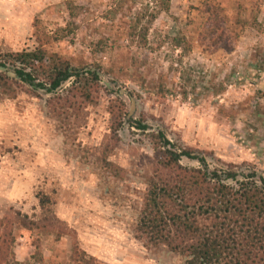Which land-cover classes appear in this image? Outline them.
I'll return each instance as SVG.
<instances>
[{
	"label": "rangeland",
	"instance_id": "1",
	"mask_svg": "<svg viewBox=\"0 0 264 264\" xmlns=\"http://www.w3.org/2000/svg\"><path fill=\"white\" fill-rule=\"evenodd\" d=\"M5 1L11 6L0 14V62L42 44L78 72L101 67L93 102L77 96L74 106L62 100H73L75 77L55 93L20 77L0 86V219L20 211L40 226L16 227V264H76L75 245L100 264H184L134 238L156 168L150 135L163 132L211 169L264 176V0H172L145 44L127 39V24L152 0ZM67 1L79 7L74 18ZM206 1L221 5L238 33H229L233 51L216 50L215 38L203 36L213 25ZM69 21L72 31H61ZM98 42L104 50H94ZM181 85L192 92L187 98ZM119 102L125 118L115 140L109 124ZM137 121L149 129L133 127ZM180 162L200 167L193 158ZM38 194L50 200L45 209Z\"/></svg>",
	"mask_w": 264,
	"mask_h": 264
},
{
	"label": "trees",
	"instance_id": "2",
	"mask_svg": "<svg viewBox=\"0 0 264 264\" xmlns=\"http://www.w3.org/2000/svg\"><path fill=\"white\" fill-rule=\"evenodd\" d=\"M171 1L152 0L151 5L135 13L127 24V39L131 42L140 39L143 44L147 43L152 24L162 12L170 10ZM66 4L70 18H74L79 7L73 1ZM204 6V14L213 25L203 36L215 38L216 50L233 51L228 42L231 38L229 33L234 32L235 39L239 35L226 25L228 19L224 8L211 1H206ZM118 10L113 11L114 15H118ZM237 23L243 28L247 24L244 20H237ZM73 25L69 21L60 30L72 31ZM174 41L175 46L181 47V41L177 38ZM94 50H104L103 43L94 44ZM7 63L20 66L16 69L18 76L28 85L47 93H55L75 77L69 90L73 100L70 97L62 100L69 106L78 104L77 96L93 102V90L99 85L100 66L94 65L87 71L78 72L68 59L48 52L42 44L34 50L9 53L8 59L0 62V66ZM10 82L8 75L0 72V86L10 87ZM181 87L183 98L192 94L185 86ZM218 90L220 93L224 89L220 87ZM54 98L62 99L60 96ZM116 106V109H111L109 124L111 137L115 140L125 118V104L119 102ZM132 126L148 130L142 122H135ZM150 139L156 168L148 178L133 229L134 238L146 248H166L181 256L184 264H264V176L254 170L239 172L234 166L211 169L203 158L191 156L187 149L177 150L160 131L152 133ZM182 157L196 159L201 166H183L180 162ZM107 165L111 164L108 162ZM38 197L41 208L45 209L49 198L44 194H38ZM13 215L0 219V264L17 263L13 250L16 227H40L37 221H28L20 211ZM73 259L76 264H100L78 245L74 246Z\"/></svg>",
	"mask_w": 264,
	"mask_h": 264
},
{
	"label": "water",
	"instance_id": "3",
	"mask_svg": "<svg viewBox=\"0 0 264 264\" xmlns=\"http://www.w3.org/2000/svg\"><path fill=\"white\" fill-rule=\"evenodd\" d=\"M0 72L6 73L11 78L19 77L17 72L13 71L12 69H10L7 65L6 66H0ZM119 93L124 94L125 91L123 89H121L119 91ZM131 101H132V107H131L132 108L131 112H132V110H133V108L135 106V100L132 98Z\"/></svg>",
	"mask_w": 264,
	"mask_h": 264
},
{
	"label": "crops",
	"instance_id": "4",
	"mask_svg": "<svg viewBox=\"0 0 264 264\" xmlns=\"http://www.w3.org/2000/svg\"><path fill=\"white\" fill-rule=\"evenodd\" d=\"M11 6V2L8 1V2H4V0H0V14H3L4 13V9L6 7H10Z\"/></svg>",
	"mask_w": 264,
	"mask_h": 264
},
{
	"label": "flooded vegetation",
	"instance_id": "5",
	"mask_svg": "<svg viewBox=\"0 0 264 264\" xmlns=\"http://www.w3.org/2000/svg\"><path fill=\"white\" fill-rule=\"evenodd\" d=\"M137 122H141V121H137ZM135 123V122H134ZM142 123H144V124H146L145 122H142ZM147 125V124H146ZM148 126V125H147ZM148 129H149V127H148ZM140 130V129H139ZM166 136V135H165ZM168 139V138H167ZM169 140V139H168ZM170 141V140H169ZM191 154V153H190ZM195 157H199V158H203L204 160H205V158L203 157V156H200V155H196ZM196 160V159H195ZM198 161V160H197ZM200 163V162H199ZM200 166H201V164H200Z\"/></svg>",
	"mask_w": 264,
	"mask_h": 264
}]
</instances>
